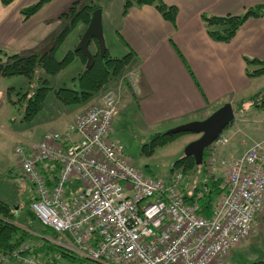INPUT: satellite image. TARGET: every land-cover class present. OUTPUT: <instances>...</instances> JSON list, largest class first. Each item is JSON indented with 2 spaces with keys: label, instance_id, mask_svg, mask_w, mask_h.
<instances>
[{
  "label": "built area",
  "instance_id": "obj_1",
  "mask_svg": "<svg viewBox=\"0 0 264 264\" xmlns=\"http://www.w3.org/2000/svg\"><path fill=\"white\" fill-rule=\"evenodd\" d=\"M129 80L135 87L136 74ZM118 104L108 90L63 134L49 132L14 148L38 222L60 236L54 244L86 259L84 264H227L264 213V135L235 159L222 156L229 144L224 135L209 149L208 174L215 178L221 171L225 190L206 219L185 201L181 173L166 180L146 177L110 140ZM11 264L54 261L17 256Z\"/></svg>",
  "mask_w": 264,
  "mask_h": 264
},
{
  "label": "crops",
  "instance_id": "obj_2",
  "mask_svg": "<svg viewBox=\"0 0 264 264\" xmlns=\"http://www.w3.org/2000/svg\"><path fill=\"white\" fill-rule=\"evenodd\" d=\"M37 1L14 0L8 6L0 2V50L20 56L47 51L63 29L64 14L73 3L83 0H52L34 16L23 20L20 9ZM103 1L97 2L102 10V26L108 21L111 33L125 50L123 55L133 54L131 67L126 72L134 71L137 82L132 90L124 80L122 93H131L128 99L135 97L141 118L148 127L199 121L223 104H232L253 92L256 78L248 77L245 59L264 62V17L246 20L228 43H222L208 36L201 16L240 15L248 8L264 5V0H161L177 8L174 24L164 20L153 6H133L123 15L124 0H109L106 8ZM5 79L0 77V82ZM9 89L17 91L16 86L10 84L0 86V110ZM82 107L71 119L84 109ZM4 117L0 114V127L8 120ZM259 136H263L262 126L255 133L250 129L248 132L231 130L224 155L238 158L246 145L241 141L254 142Z\"/></svg>",
  "mask_w": 264,
  "mask_h": 264
},
{
  "label": "trees",
  "instance_id": "obj_3",
  "mask_svg": "<svg viewBox=\"0 0 264 264\" xmlns=\"http://www.w3.org/2000/svg\"><path fill=\"white\" fill-rule=\"evenodd\" d=\"M52 0H38L37 2L20 9V15L23 20L34 16L45 4ZM3 6H8L14 0H0ZM98 0H86L84 4L73 3L64 17H69L70 21L66 27L53 39L52 46L44 53H32L26 56L9 55L0 50V77L12 78L19 77L26 80L31 87L27 90L17 88L15 93L20 98L12 104L24 103L23 121H32L34 117L42 110L46 95L49 92L54 94L55 99L62 106H84L94 100L97 93L110 83L117 74L124 69H130L132 64L131 52L121 58L109 56L107 50L103 57L100 56L97 42L92 40L89 45V51L93 56V64L90 68H85L87 59L75 49L68 50L61 60L55 58L56 51L64 43L71 28L82 24L84 29L88 25L91 14L94 10L100 9ZM153 6L161 17L174 24L177 16V8L168 6L161 0H124L122 14L125 15L133 6ZM264 17V5H256L246 9L240 15L225 16H206L202 15L201 19L208 36L216 41L228 43L238 32L244 22L250 18ZM81 37V35L79 36ZM76 57H79L83 69L73 78L74 88H53L49 85L46 77L55 76L69 65ZM246 73L250 78H259L264 75V62L257 59H245ZM12 89L8 90V93ZM248 106V107H247ZM234 110V121L226 128L231 130L237 123L244 126V130L249 131L248 127L253 125L248 120L247 114L251 107L264 111V88L245 98L232 102ZM210 114V113H209ZM264 115L258 120V129L262 125ZM261 120V121H260ZM260 121V122H259ZM225 128V129H226ZM233 131V130H232ZM223 133V132H222ZM264 135V128H263ZM175 136H169L165 133H157L151 137L149 151L157 146H163L168 141L173 140ZM263 137V136H262ZM256 139H261L260 136ZM229 147V144H228ZM222 150V156H225V149ZM147 153V152H146ZM209 157V148L204 151L202 165L197 166L193 157L181 156L174 161L170 170V176L174 173H181L185 182L193 178L195 180L190 184V188L183 190L184 199L187 203L197 205L198 214L203 218H210L216 200L225 190L222 188V179L209 176L207 163ZM59 171L58 166H54V173ZM45 175L44 169L41 170ZM55 177V174H54ZM52 177L51 179H53ZM198 179H200L198 181ZM192 180V181H193ZM50 181V180H49ZM198 195V197H197ZM197 197V198H196ZM31 199L25 204V209L16 211L15 207L4 200L0 199V262L13 263L17 256H28L31 258H40L43 260H53L54 264H84L87 263L76 254L54 244L60 236L48 228L43 227L33 211L30 209ZM28 221L31 226L27 229L18 226L17 222ZM32 229V231H31ZM58 258V259H57Z\"/></svg>",
  "mask_w": 264,
  "mask_h": 264
},
{
  "label": "rangeland",
  "instance_id": "obj_4",
  "mask_svg": "<svg viewBox=\"0 0 264 264\" xmlns=\"http://www.w3.org/2000/svg\"><path fill=\"white\" fill-rule=\"evenodd\" d=\"M85 1L86 0H83L82 4H84ZM108 4L109 0L103 1L105 8L108 7ZM62 19L64 21V29L70 19L64 16ZM111 21L114 22V19L112 18ZM85 29L82 24H78L71 28L64 43L56 51L55 58L57 60H61L68 50L76 48L80 40L79 36L84 33ZM110 29L112 30V28L109 27L108 21H104L103 36L105 48L109 56L121 58L124 56L123 53H125V50L123 51L118 41H116L117 38L111 33ZM59 33H57V35ZM42 52L44 53L45 51ZM28 54L23 53L24 56ZM83 68L79 57H76L69 65L60 71V73L55 76L46 75V77L49 80V85L53 88L65 87L73 89V78L76 77ZM126 70L127 69L122 70L110 83L106 84V86L96 94L93 104L87 103L82 108L85 110L92 105H98L103 94L108 90H112L114 94L119 97V111L112 124L109 136L110 140L122 146L124 154L129 162L135 166L142 175L166 180L170 176V170L174 161L183 156L185 147L199 136L193 134H180L163 146L155 147L153 152L148 153L152 136L157 133H166L170 129L180 125H176L178 123L173 122L164 126L148 127L144 123L136 106L135 97L128 99L132 96L131 93H122L123 85H121V83H123L125 79L127 83L129 74L132 72V70H130V72H126ZM20 83L23 84L22 87ZM9 84L10 86H16V88H22L23 90L29 88L26 80L19 77L7 78L3 80V82H0V86H8ZM254 87L253 92L250 93L252 95L264 88V75L256 78ZM18 98L20 97L15 92L8 93L6 91L4 94L5 104L0 110L1 117H8V120L6 119L5 122H2V127H0V199L13 205L16 211H21L22 209L26 210L25 204L31 197L32 192L29 190V184L21 171L17 158L13 153V149L18 145H23L32 141L35 142L48 132L60 133L64 131L71 121L72 114L80 109L81 106H62L55 99L54 94L49 92L46 95L42 110L32 121L27 122L23 121L24 103H22V105L18 103L12 104V102H16ZM125 99L129 101L121 107V103L125 101ZM249 110L247 117L250 122L252 121L253 125L249 126L248 129L255 133L260 129V127L255 129V126L260 124L258 120L264 115V111L258 110L255 107H251ZM233 127V131H241L244 128V126L239 123L235 124ZM230 133V128H226L223 131V135L226 137H228ZM241 143L246 144L245 147H243V152L253 144V142L247 140H243ZM221 175L222 172L219 171L215 179H222ZM192 180L193 178L188 179L186 182L187 190L190 188V184L195 181ZM199 180L200 179H198V181ZM17 225L25 229L31 226L25 219H23V222H17ZM253 235L255 237L251 239L248 238L249 240L232 251L231 258L229 259L230 264H264V218L257 223L251 236ZM0 264H6V262H0Z\"/></svg>",
  "mask_w": 264,
  "mask_h": 264
},
{
  "label": "water",
  "instance_id": "obj_5",
  "mask_svg": "<svg viewBox=\"0 0 264 264\" xmlns=\"http://www.w3.org/2000/svg\"><path fill=\"white\" fill-rule=\"evenodd\" d=\"M95 40L97 42L100 56L106 53L103 26L102 10L96 9L92 12L90 21L81 35L75 48L86 59V67L90 68L93 64V56L89 51V45ZM235 115L230 103H225L217 110L213 111L203 120L192 121L170 129L165 134L175 136L180 134H193L199 137L190 142L184 149L183 156L193 157L197 166L202 165L204 151L218 138L225 128L234 121Z\"/></svg>",
  "mask_w": 264,
  "mask_h": 264
}]
</instances>
